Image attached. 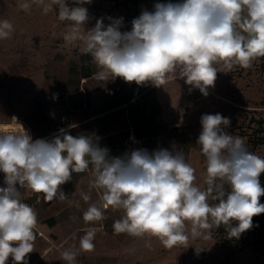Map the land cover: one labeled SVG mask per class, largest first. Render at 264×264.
I'll return each instance as SVG.
<instances>
[{"label": "clouds", "instance_id": "9594fccd", "mask_svg": "<svg viewBox=\"0 0 264 264\" xmlns=\"http://www.w3.org/2000/svg\"><path fill=\"white\" fill-rule=\"evenodd\" d=\"M32 3L45 15L58 6L57 19L70 22L65 39L81 42L82 53L100 69L98 80L119 77L138 86L162 87L179 78L207 96L218 73L236 66L249 69L264 58V0L157 2L123 32V18L111 17L109 25L101 18L85 30L89 13L83 5L91 0H74L73 7L67 0H31L19 7L29 12ZM14 31L9 20H0V40L11 39ZM200 124L196 144L206 165L203 189L196 183V169L175 143L171 150L132 149L111 156L94 135L73 136L60 129L48 141L33 140L22 125L15 131L0 129V264L9 257L13 264H28L34 251L38 214L23 202L21 189L43 194L37 202L63 201L67 195L61 186L90 166V187L101 191L102 204L89 203L90 193L80 192L88 203L83 220L91 225L79 236L82 251L94 249L96 233L103 230L102 224L95 225L106 219L108 208L123 213L112 225L114 234L156 238L168 249L211 239V230L222 226L229 238L239 239L253 228V217L264 213V157L249 151L244 138L226 131L230 118L204 114ZM61 259L75 264L76 253L64 250Z\"/></svg>", "mask_w": 264, "mask_h": 264}, {"label": "crops", "instance_id": "0c3cea01", "mask_svg": "<svg viewBox=\"0 0 264 264\" xmlns=\"http://www.w3.org/2000/svg\"><path fill=\"white\" fill-rule=\"evenodd\" d=\"M120 11L118 7L103 9L96 16L89 14L85 30L94 27L97 19L103 18L107 26L111 23L109 17L122 18ZM131 22L123 20L121 31H130ZM70 31L68 28L58 32L59 41L51 48L39 86L31 93L21 117L30 127L34 140L51 141L60 134L54 129L65 126L73 136L99 137V145L107 147L111 156H122L132 149H147L150 153L160 148L171 150L175 143L186 160H205L196 144L201 116L220 113L228 117L237 106H255L264 96V70L261 76L253 72L240 77H228L220 72L207 96L179 78L162 87L151 83L138 86L119 77L98 80L95 74L100 69L90 55L82 53L81 42L65 39ZM54 94H57L55 99ZM73 124L76 127L69 128ZM130 132L136 140L127 146L124 140ZM90 172L91 166L86 172L73 173L72 180L61 186L67 195L63 201L45 202L41 198L37 202V193L21 189L23 202L33 206L38 214L35 247L28 254V264H63L64 250L87 253L79 248V236L91 226L83 220L88 203L80 192L90 193L89 203L102 204L101 191L90 187ZM3 181L0 178V186H4ZM122 214V210H105L106 219L95 225L102 224L103 230L96 233L92 251L102 245L110 248L112 225ZM6 264H13L11 257Z\"/></svg>", "mask_w": 264, "mask_h": 264}, {"label": "rangeland", "instance_id": "374dc122", "mask_svg": "<svg viewBox=\"0 0 264 264\" xmlns=\"http://www.w3.org/2000/svg\"><path fill=\"white\" fill-rule=\"evenodd\" d=\"M105 1L91 0L90 4L83 6L88 9V13L95 6L101 11L109 5ZM26 2L31 3V0H0V20H9L15 29L11 39L0 40V122L9 121L14 116L22 117L31 93L39 86L46 58L59 41L58 32L70 28L68 21L57 19L58 6L54 5L53 11L45 15L42 7L35 3H32L29 12L23 11L19 6ZM67 4L69 7L76 6L73 0H67ZM263 63L264 58H259L251 68L236 66L227 74L234 77L251 74L262 69ZM253 111L256 115L263 114L264 96L255 106H237L228 116L231 124L226 131L244 138L249 151L264 157V143L252 147L250 139L253 134L247 116L252 115ZM187 162L196 169V183L202 189L206 188L205 160ZM102 246L91 253H76L75 264H264L250 248L239 251L235 256H227L212 238L190 240L189 247L178 245L168 249L156 238L113 233L110 248ZM196 249L201 251L197 252Z\"/></svg>", "mask_w": 264, "mask_h": 264}, {"label": "trees", "instance_id": "16d2710c", "mask_svg": "<svg viewBox=\"0 0 264 264\" xmlns=\"http://www.w3.org/2000/svg\"><path fill=\"white\" fill-rule=\"evenodd\" d=\"M105 2L109 4L108 6H106L107 10L119 7L123 20L132 21L133 19L138 18L143 10L153 11L155 3H166L168 2V0H106ZM172 2H177V0H172ZM96 7L97 6L91 9L93 10V12L89 10L90 15L96 16L100 13L99 7ZM260 70H262L263 72L264 63L263 68ZM260 70H257L255 72L260 73ZM225 74L228 77H234L233 75L229 76L227 73ZM254 113L255 111L252 112V115L247 116L248 125L252 128L253 134L250 138L252 147H256L257 145L264 143V112L263 114L258 113L259 115H256ZM260 181L261 186L264 187V174L261 175ZM210 203L215 202L210 201ZM260 203L264 204V196L260 197ZM253 225V228L242 233L239 239L229 238L223 226L218 229L213 228L211 230L212 239H214V241L221 247L223 253L227 256H235L239 251L245 248H250L254 252H256L257 256L260 257L264 262V213L253 217Z\"/></svg>", "mask_w": 264, "mask_h": 264}, {"label": "built area", "instance_id": "2783aa9c", "mask_svg": "<svg viewBox=\"0 0 264 264\" xmlns=\"http://www.w3.org/2000/svg\"><path fill=\"white\" fill-rule=\"evenodd\" d=\"M20 125L23 126L24 129H26L29 134L32 136L31 134V130L30 127L28 126V124L21 118L18 116H14L11 120L6 121V122H0V129H4V130H18L20 129ZM60 129H65V126H57L54 131L58 132ZM33 138V137H32ZM34 140V139H33ZM136 139L133 137V133L130 132L127 136V138L124 140L125 144L127 146L130 145V143L134 142ZM0 178L4 180V174L2 172H0ZM40 196V194H37ZM38 233L42 234V231H38Z\"/></svg>", "mask_w": 264, "mask_h": 264}]
</instances>
